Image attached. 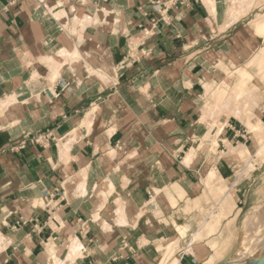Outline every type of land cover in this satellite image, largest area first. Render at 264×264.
Returning <instances> with one entry per match:
<instances>
[{
  "label": "crops",
  "instance_id": "1",
  "mask_svg": "<svg viewBox=\"0 0 264 264\" xmlns=\"http://www.w3.org/2000/svg\"><path fill=\"white\" fill-rule=\"evenodd\" d=\"M164 5L0 0V264H206L241 234L257 181L243 104L215 151L203 119L222 67L264 46V0ZM257 65L264 79V47ZM254 113L264 126L263 97Z\"/></svg>",
  "mask_w": 264,
  "mask_h": 264
},
{
  "label": "rangeland",
  "instance_id": "2",
  "mask_svg": "<svg viewBox=\"0 0 264 264\" xmlns=\"http://www.w3.org/2000/svg\"><path fill=\"white\" fill-rule=\"evenodd\" d=\"M232 1L233 5H235V2L246 5L245 8L248 10L254 0ZM258 15L260 16L255 17L257 22L252 24L254 31L258 23H264V11ZM237 16L239 18L240 15ZM257 37L264 38V35ZM262 48L256 53L253 59L239 68H244L251 65V71L255 69V72H253L255 79L262 80L264 84V79L258 75L257 69V63L259 62ZM222 69L225 74L228 72V68L226 66H223ZM230 70L233 71V68ZM222 82L223 79L217 83L218 85H222ZM252 85L253 84L250 85V88H248L246 92H243L242 95L239 94L238 96L237 88L233 86L230 87L227 95L223 97L224 101L221 103V105H218L215 100L209 98V108L205 113L206 115L203 121H205L207 117L212 118L213 121L211 125V131L219 129V126H221V124H218L216 121L222 114H226L229 117L234 116V107L239 106L241 103L243 104V111L244 109H247L252 112V122H256L258 119H260L254 113V111L256 105L258 102H260L261 97L264 98V85L261 88H256ZM217 124L219 126H217ZM254 135L255 134H252L253 141L255 143V150L253 151L252 155L249 153V156H243L241 159L244 166H247L251 170H256L257 181L255 183V190L253 192V204L251 207L249 206V210L243 214L241 234L237 236H229L225 241H222L221 244L215 243L212 248L213 251L210 250V247L202 248L208 250L206 251L207 253L209 251L211 252L210 256H206L208 257L206 264H208L210 260L212 261L211 264H264V259H262L264 255V128L259 130L255 136ZM212 141L213 139L210 141L211 147L213 146ZM212 173L213 172L210 173L208 180H212L214 178L211 176ZM220 213L222 214V211H220ZM210 227L211 230L208 232V234L212 232L214 233L216 231H213V227L211 225ZM201 240L202 236L200 234L193 235L189 245ZM173 252L174 251L172 247L166 251V253H164L165 256L163 257L164 260H169L172 257ZM215 260L218 262L215 263ZM257 260H260V262Z\"/></svg>",
  "mask_w": 264,
  "mask_h": 264
},
{
  "label": "bare ground",
  "instance_id": "3",
  "mask_svg": "<svg viewBox=\"0 0 264 264\" xmlns=\"http://www.w3.org/2000/svg\"><path fill=\"white\" fill-rule=\"evenodd\" d=\"M257 32L259 34H264V24H258L257 25ZM227 68H228V72H226L225 77L223 78L222 85H218L216 88H214L209 93L210 99L215 100V102L218 105H221V103L224 101V98L223 97L227 95L229 88L232 87V86L235 87V88H237V90H238L237 96L239 94L242 95L243 92H246L248 90V88H250V85L251 84H253L252 86H255L256 88H261L263 86V84L260 81L256 80L255 77L252 75V73L246 67L245 68L238 69V68H235L232 64H230ZM231 68H233V71L230 70ZM252 115L253 114H252L251 111H249L247 109H244V111L243 110L241 111V114L239 116V120L246 126V128H247V130H248V132L250 134H255L256 135L259 130H261L262 128H264V126H261L258 121L252 122L251 121V118H252L251 116ZM220 133H221V130L220 129H216V130H212L211 131L212 136L214 135L213 136L214 138L211 137V139H210V141L213 139V141H212V145L213 146L211 147V150H215L217 148V142H216L215 138L217 136H219ZM200 146L202 147V144H200ZM197 150H199V148H197ZM247 153H249V152L247 151ZM193 154H195V153L194 152H191V157H192ZM189 157H190V155H189ZM191 157L188 158V159L189 160L192 159ZM184 163H186V162H184ZM211 176L212 177H215L216 176L215 175V172H213L211 174ZM55 248L56 247L52 246V248L50 249L51 250L50 252L55 253ZM170 248H171V246L169 245L165 250H162V248H159V251L165 253V251H168ZM262 259H264V255H263ZM262 259H260V260H262ZM260 260H257V261L260 262ZM257 261H255V262H257ZM54 262H56L55 259L53 260L52 264H54ZM253 264H256V263H253Z\"/></svg>",
  "mask_w": 264,
  "mask_h": 264
},
{
  "label": "built area",
  "instance_id": "4",
  "mask_svg": "<svg viewBox=\"0 0 264 264\" xmlns=\"http://www.w3.org/2000/svg\"><path fill=\"white\" fill-rule=\"evenodd\" d=\"M185 0H164V4L168 7H174L178 4L182 5ZM164 5V6H165ZM159 4L156 5V8H158ZM50 135H44V136H37L33 139V142L35 144H41L43 142H47L49 140Z\"/></svg>",
  "mask_w": 264,
  "mask_h": 264
}]
</instances>
